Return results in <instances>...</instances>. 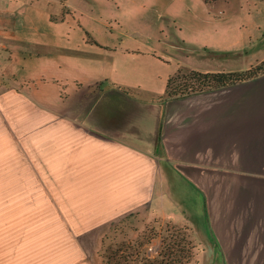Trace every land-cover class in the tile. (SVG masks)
<instances>
[{
    "label": "crops",
    "instance_id": "0c3cea01",
    "mask_svg": "<svg viewBox=\"0 0 264 264\" xmlns=\"http://www.w3.org/2000/svg\"><path fill=\"white\" fill-rule=\"evenodd\" d=\"M93 12L72 0H0L3 172L83 188V236L143 213L186 227L194 264H264V74L167 96L180 68L240 73L263 61L264 23H244L254 20L245 12L227 23L235 36L188 38L166 16L187 42L179 55L166 25L141 37Z\"/></svg>",
    "mask_w": 264,
    "mask_h": 264
},
{
    "label": "rangeland",
    "instance_id": "374dc122",
    "mask_svg": "<svg viewBox=\"0 0 264 264\" xmlns=\"http://www.w3.org/2000/svg\"><path fill=\"white\" fill-rule=\"evenodd\" d=\"M72 1L82 8L91 9L94 15L96 11L103 18L117 16L114 18L119 23L109 19L112 22L108 23L110 26L119 24L125 32L136 30L141 37L157 36L155 25H166L164 37L172 39L179 55L187 42H180L181 33L177 28L163 23L166 16L182 23L185 26L182 33H186L188 38H193L197 30L201 31L199 35L213 31L216 36H235V32L230 34V24L239 23L245 12L254 20L244 23H264V6L256 0H206L207 5L202 0H121L120 5H124L122 7L127 9V14H121V9L115 13L106 0ZM157 13H162L164 18L159 20ZM96 34L99 38L106 36L100 32ZM254 34L257 36L256 30ZM190 72L180 68L172 76L173 85L191 76ZM5 167L0 163V264H73L83 262V259H98V254L102 264L103 256H109V251L127 247V252L132 255L127 264H142L143 258L152 261L165 252L162 239H166V243L180 240L184 253L191 252L190 258L186 257L182 263H195V247L186 227L158 218L147 220L143 213H133L126 219L115 221L109 230L105 229L103 237L83 236V188L61 187L56 180L42 182L26 177L17 180L16 172H3ZM21 174L28 176L29 173L19 172L18 175ZM41 183L52 186H37ZM258 227L264 228V223ZM153 235L157 237L141 248L140 244ZM100 240L102 243L99 244ZM158 242L162 244L159 252ZM83 245L88 248L87 252H83ZM92 246L96 250H91ZM147 247H150L153 258H147ZM136 251H139L138 256Z\"/></svg>",
    "mask_w": 264,
    "mask_h": 264
},
{
    "label": "trees",
    "instance_id": "16d2710c",
    "mask_svg": "<svg viewBox=\"0 0 264 264\" xmlns=\"http://www.w3.org/2000/svg\"><path fill=\"white\" fill-rule=\"evenodd\" d=\"M190 73L191 76L185 78L177 85H173V77L169 78L167 83L168 97L185 95L189 94L190 92L204 89L226 87L235 83L250 82L264 74V60L259 64L249 68L248 70L240 73L205 74L196 71H191ZM130 215L125 216L123 219H126ZM156 237V235H153L149 239L145 240L142 244H140V247L144 248L146 245L150 244ZM177 241L178 240L173 239L170 241L171 243H166V239H162V243L165 244V252L152 261H147L146 258H143L142 264H183V259H185L186 257L190 258L189 255L191 252L185 251L184 253V248L180 247L179 245L181 241ZM127 250L128 247L125 250L116 249L109 251V256H103L102 264H127V262L129 261V257L132 256L127 252ZM136 255H139V251H136ZM104 258L107 259L106 262Z\"/></svg>",
    "mask_w": 264,
    "mask_h": 264
}]
</instances>
